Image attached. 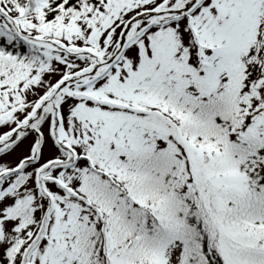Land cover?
<instances>
[{"label": "snow or ice", "instance_id": "6c2138e0", "mask_svg": "<svg viewBox=\"0 0 264 264\" xmlns=\"http://www.w3.org/2000/svg\"><path fill=\"white\" fill-rule=\"evenodd\" d=\"M0 264H264V0H0Z\"/></svg>", "mask_w": 264, "mask_h": 264}]
</instances>
